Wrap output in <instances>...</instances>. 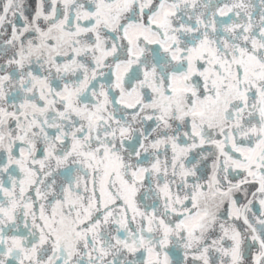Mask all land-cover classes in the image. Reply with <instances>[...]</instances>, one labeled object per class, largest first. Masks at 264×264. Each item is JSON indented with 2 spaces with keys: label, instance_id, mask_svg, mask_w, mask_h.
Segmentation results:
<instances>
[{
  "label": "snow or ice",
  "instance_id": "6c2138e0",
  "mask_svg": "<svg viewBox=\"0 0 264 264\" xmlns=\"http://www.w3.org/2000/svg\"><path fill=\"white\" fill-rule=\"evenodd\" d=\"M0 264H264V0H0Z\"/></svg>",
  "mask_w": 264,
  "mask_h": 264
}]
</instances>
